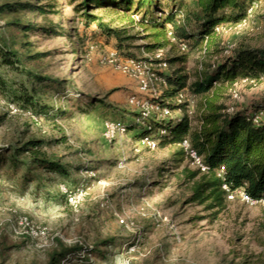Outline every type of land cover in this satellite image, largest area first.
I'll use <instances>...</instances> for the list:
<instances>
[{
    "label": "rangeland",
    "instance_id": "1",
    "mask_svg": "<svg viewBox=\"0 0 264 264\" xmlns=\"http://www.w3.org/2000/svg\"><path fill=\"white\" fill-rule=\"evenodd\" d=\"M13 1L56 6H45V14L0 17V35L24 55L42 54L26 68L47 78L39 83L26 73L0 69L9 87L0 91V264H47L49 255L59 249L58 241L67 248L81 247L59 264H264V202L251 206L226 196L225 208L214 217L216 209L186 202L190 184L185 182V172L196 167L186 153L176 154L179 146L149 149L134 139L140 128L135 125L138 110L129 106L128 98L139 95V87L116 69L115 64L127 59L114 49L115 40H106L95 24L86 27L67 0ZM93 14L134 37L130 51L138 61L147 62L149 73L169 76L181 70L188 85L234 49L264 46V0L245 24L228 25L221 32L223 53L205 56L197 50L182 52L173 44L146 52L145 45L152 40L145 38L141 27L128 25L115 12ZM16 19L35 27L51 26L56 34L24 33L6 25ZM111 53L116 54L113 64L107 62ZM175 57L184 61L154 62ZM21 86L27 93L36 88L48 115L38 116L14 101L12 93ZM166 88L157 83L142 97L151 102ZM212 93L219 95L218 103L228 114L253 115L264 103L263 83L240 82L231 89L218 83ZM180 94L184 95L181 103H188L187 112L172 111L164 121L188 116L190 129L196 130L199 99L187 88ZM172 102L178 103L177 97ZM254 115L264 119V113ZM158 119L151 116V121ZM105 120L122 123L128 132L108 142L103 137ZM27 139L42 140V151L58 159L66 174L37 170L24 180L25 168L13 169L8 150ZM62 186L68 191L83 189L76 209ZM21 217L46 228L48 246L40 248L35 240L14 232Z\"/></svg>",
    "mask_w": 264,
    "mask_h": 264
},
{
    "label": "trees",
    "instance_id": "2",
    "mask_svg": "<svg viewBox=\"0 0 264 264\" xmlns=\"http://www.w3.org/2000/svg\"><path fill=\"white\" fill-rule=\"evenodd\" d=\"M53 1V0H41ZM74 5V12L78 13L82 22L88 27L95 24L106 40L114 39V49L125 59L138 61L131 53L133 36H126L125 29L112 28L103 21L102 16L93 14L94 11L115 12L128 25L139 26L145 32L146 39L152 43L145 45L146 52L163 50L173 44L180 49L185 44L186 52L200 51L202 55L223 53L222 36L216 28L222 25H236L248 17L252 4L261 0H67ZM45 6L55 7L54 3L46 5H32L28 2L3 0L0 3V17L22 12H39L45 14ZM53 12V11H49ZM8 27H16L24 33L41 30L44 34H56L53 27H35L21 24L17 19L6 23ZM63 31L57 34H62ZM171 33L174 41L169 37ZM138 49V48H137ZM42 54L24 55L14 49L0 35V69L26 73L35 81L42 83L47 78L32 73L26 68L29 61H34ZM146 60V59H144ZM183 58L161 59L154 62L175 64L183 62ZM27 69V70H26ZM25 70V71H23ZM29 70V71H28ZM181 70L171 75H162L166 83V90L151 100L160 107L170 111L183 110L187 112L188 103H175L173 99L184 89L197 102L200 112V126L191 130L188 116L180 121H150L149 129L140 127L134 135L139 141L150 137L157 141L156 146H179L178 155L185 154L181 144L188 140L190 147L202 158L207 172L200 170L186 171L185 182L190 184V196L187 203L205 205L206 210L216 211L218 215L226 206V192L223 185L230 190L243 188L253 200L264 199V119L253 121L254 114L264 113V103L254 109L253 115L247 112L226 113L224 104H219V95L212 93L216 84L226 85L231 89L235 84L246 80L249 84H264V46L259 48L238 47L232 54L223 58L208 69L202 70L196 80L189 85L186 75ZM9 90L7 81L0 75V91ZM9 92V91H8ZM14 101L24 110L34 114L48 115L49 109L43 107L37 96L36 88L30 93L21 86V90L14 91ZM216 96V97H215ZM40 116V115H38ZM132 130L133 127H128ZM164 130L165 134L158 132ZM42 140L27 139L17 147L10 148L11 165L14 170L25 168L24 180L30 178V173L46 170L58 174H66L58 159L48 157L43 151ZM59 249L49 255L47 264H59L70 253L81 250L75 245L67 248L58 241Z\"/></svg>",
    "mask_w": 264,
    "mask_h": 264
},
{
    "label": "built area",
    "instance_id": "3",
    "mask_svg": "<svg viewBox=\"0 0 264 264\" xmlns=\"http://www.w3.org/2000/svg\"><path fill=\"white\" fill-rule=\"evenodd\" d=\"M259 5L260 1L254 2L248 11V17L236 25L245 24L250 19L254 9L258 8ZM226 26L228 25L219 26L216 28V31L221 33L226 28ZM169 37H171V39L174 41V38L172 37L171 33H169ZM180 51H187V47L185 44H180ZM115 56V53H111L107 62L109 64H113L116 61ZM156 57L160 59L161 52H159ZM115 67L116 69L120 70L123 74L127 75L129 78L136 80L138 83L139 95H131L128 98L129 106L138 110V117L135 120V125L149 129V123L151 121L152 115H158L159 119L155 121H164L165 119H168L171 116L172 111H170L168 108H162L159 105L149 102L147 99L142 97L143 92L148 91L149 88L154 86L155 84H166L164 79L160 75L148 72L146 61H136L132 59L121 60L120 63L115 64ZM241 83H247V81L243 80L241 81ZM183 98L184 95L179 93L177 95V102L181 103V100ZM11 108L15 113L17 112L14 107ZM259 120L260 119H258V116L254 115L253 121L258 122ZM103 127V137L108 142H111L113 139L116 138V136L125 135L128 132L127 127H125L122 123L113 120H105L103 123ZM160 132L162 134H165V131L162 129L160 130ZM139 144L149 149L156 148L155 141L150 137L142 138L141 140H139ZM181 147L184 149L185 153L191 160L192 165H194L196 169L200 170L202 173L207 172L208 168L203 164L202 158L198 156L194 150L191 149L188 140H184L181 144ZM222 188L226 192L227 199L229 200L238 198L240 201L251 206L258 205L264 202V199H251L245 193L243 188L230 190L226 185H223ZM61 191L63 192V194L67 195L68 202L74 209H76L83 196V189L78 188L75 191H68L65 186H62ZM14 232L19 236L28 237L31 240H35L37 243H39L38 247L40 248L48 246L51 240L49 239L46 228L36 227L32 225L26 217H21L18 219L17 229L14 230Z\"/></svg>",
    "mask_w": 264,
    "mask_h": 264
}]
</instances>
